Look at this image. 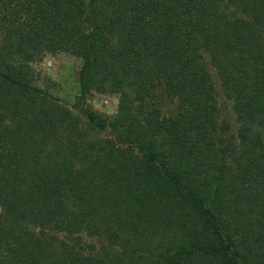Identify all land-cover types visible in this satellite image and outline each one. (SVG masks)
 <instances>
[{"label":"trees","instance_id":"16d2710c","mask_svg":"<svg viewBox=\"0 0 264 264\" xmlns=\"http://www.w3.org/2000/svg\"><path fill=\"white\" fill-rule=\"evenodd\" d=\"M0 264H264V0H0Z\"/></svg>","mask_w":264,"mask_h":264},{"label":"rangeland","instance_id":"374dc122","mask_svg":"<svg viewBox=\"0 0 264 264\" xmlns=\"http://www.w3.org/2000/svg\"><path fill=\"white\" fill-rule=\"evenodd\" d=\"M34 68L38 74L37 86L45 89L52 96L61 99L68 106L74 104L76 97L80 94L78 84L79 59L64 53L47 55ZM219 105L221 108L228 106L221 91H219ZM82 107L90 111L99 120L108 123L116 115L118 96L91 90L88 91L87 98ZM169 107L170 105L165 107L164 110L167 111L170 109ZM102 136L112 138V133L107 130Z\"/></svg>","mask_w":264,"mask_h":264}]
</instances>
